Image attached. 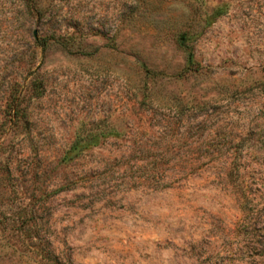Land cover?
Wrapping results in <instances>:
<instances>
[{"label":"rangeland","instance_id":"rangeland-1","mask_svg":"<svg viewBox=\"0 0 264 264\" xmlns=\"http://www.w3.org/2000/svg\"><path fill=\"white\" fill-rule=\"evenodd\" d=\"M0 264H264V0H0Z\"/></svg>","mask_w":264,"mask_h":264},{"label":"trees","instance_id":"trees-1","mask_svg":"<svg viewBox=\"0 0 264 264\" xmlns=\"http://www.w3.org/2000/svg\"><path fill=\"white\" fill-rule=\"evenodd\" d=\"M252 201L251 198H249L248 196H244L243 197V206L245 205H248L250 202Z\"/></svg>","mask_w":264,"mask_h":264}]
</instances>
